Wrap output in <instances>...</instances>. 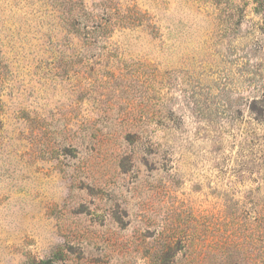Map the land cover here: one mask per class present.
<instances>
[{
    "label": "rangeland",
    "instance_id": "obj_1",
    "mask_svg": "<svg viewBox=\"0 0 264 264\" xmlns=\"http://www.w3.org/2000/svg\"><path fill=\"white\" fill-rule=\"evenodd\" d=\"M0 264H264V0H0Z\"/></svg>",
    "mask_w": 264,
    "mask_h": 264
}]
</instances>
